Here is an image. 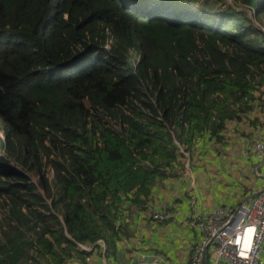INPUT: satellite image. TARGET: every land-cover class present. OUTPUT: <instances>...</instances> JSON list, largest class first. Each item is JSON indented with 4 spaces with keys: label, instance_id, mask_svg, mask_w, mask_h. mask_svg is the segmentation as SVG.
Returning <instances> with one entry per match:
<instances>
[{
    "label": "trees",
    "instance_id": "1",
    "mask_svg": "<svg viewBox=\"0 0 264 264\" xmlns=\"http://www.w3.org/2000/svg\"><path fill=\"white\" fill-rule=\"evenodd\" d=\"M231 3L0 0V264L117 257L185 153L263 102L264 0Z\"/></svg>",
    "mask_w": 264,
    "mask_h": 264
},
{
    "label": "crops",
    "instance_id": "2",
    "mask_svg": "<svg viewBox=\"0 0 264 264\" xmlns=\"http://www.w3.org/2000/svg\"><path fill=\"white\" fill-rule=\"evenodd\" d=\"M262 99L240 120L228 122L223 142L201 140L198 150L185 153L184 170L153 191L145 211L134 210L133 235L119 243L117 257L110 256L107 264H190L191 253L203 238L195 221L223 207L248 204L264 190V161L250 153L251 136L264 122ZM152 210L172 217L154 221ZM89 252L93 255L85 263L76 264H103L100 251ZM261 257L264 260V244ZM204 264H214V258L209 255Z\"/></svg>",
    "mask_w": 264,
    "mask_h": 264
},
{
    "label": "built area",
    "instance_id": "3",
    "mask_svg": "<svg viewBox=\"0 0 264 264\" xmlns=\"http://www.w3.org/2000/svg\"><path fill=\"white\" fill-rule=\"evenodd\" d=\"M232 4V3H231ZM264 33V28H258ZM250 153L264 161V122L256 129L250 139ZM172 215L168 212L151 211V218L167 222ZM194 225L200 229L202 240L194 247L190 264H204L208 256L214 264H264L261 252L264 244V190L250 203L237 207H223L207 216L198 218ZM103 253L106 252L104 240L97 242ZM89 252L93 248L81 246ZM103 256V264H107ZM139 264H164L162 262H141Z\"/></svg>",
    "mask_w": 264,
    "mask_h": 264
},
{
    "label": "rangeland",
    "instance_id": "4",
    "mask_svg": "<svg viewBox=\"0 0 264 264\" xmlns=\"http://www.w3.org/2000/svg\"><path fill=\"white\" fill-rule=\"evenodd\" d=\"M228 2V4H231L232 0H226ZM252 17V22L253 24L257 27V28H264V15L261 17V19L257 20L255 19L254 16H251ZM15 165V163H13ZM33 181L35 184L39 185V179L36 175L32 174L31 175ZM140 234V233H139ZM139 234H138V237H139Z\"/></svg>",
    "mask_w": 264,
    "mask_h": 264
}]
</instances>
